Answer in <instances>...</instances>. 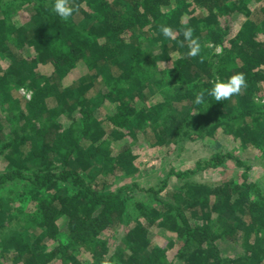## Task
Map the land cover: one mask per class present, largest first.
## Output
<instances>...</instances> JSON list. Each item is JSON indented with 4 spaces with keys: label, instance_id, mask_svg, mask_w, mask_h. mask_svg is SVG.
<instances>
[{
    "label": "trees",
    "instance_id": "obj_1",
    "mask_svg": "<svg viewBox=\"0 0 264 264\" xmlns=\"http://www.w3.org/2000/svg\"><path fill=\"white\" fill-rule=\"evenodd\" d=\"M69 4L65 21L52 0H0V264H264V192L234 155L264 152V0ZM238 72L246 89L193 103ZM21 87L32 90L22 106ZM207 139L206 160L169 174L232 160L238 179L178 196L166 178L104 190L136 176L140 143L174 152Z\"/></svg>",
    "mask_w": 264,
    "mask_h": 264
},
{
    "label": "rangeland",
    "instance_id": "obj_2",
    "mask_svg": "<svg viewBox=\"0 0 264 264\" xmlns=\"http://www.w3.org/2000/svg\"><path fill=\"white\" fill-rule=\"evenodd\" d=\"M242 20L243 17H241L240 22ZM213 49L216 53L219 52V48ZM138 68L137 73L138 75H141L142 71L145 70V67L141 65ZM79 69L81 74H84L83 68L79 67ZM61 83L63 86H67L70 81L65 78ZM20 89L26 91L30 96H32V90L21 87L18 88V91H11V97L18 99L22 106L24 101L28 99L20 94ZM223 136V140L228 138L225 135ZM210 139H207L208 141L206 142L196 143L183 141L185 142L183 143L184 145L179 146L174 152L167 151L165 147L159 149L146 147L142 149L140 147L142 144L140 143L138 149L135 151L136 158L133 161L134 166L137 168L136 176L133 178H117L112 180L111 186L104 190L113 191L121 185L130 186L132 183L138 188L144 190L150 187L157 189L161 185V181L166 178L168 186L165 192H170L174 189L178 196L184 192L183 188L180 189V187L188 182H194L196 184H216L225 180L238 179L241 169L237 168L232 160H225L221 166L197 172L185 179H177L173 174H169L170 171L176 173L192 170L196 161L206 160L211 155L212 148L210 145L208 146V143H211ZM234 155L250 166V170L248 171L249 180L259 186L264 192V152H262L259 147H254L247 148L240 152H234ZM139 196L144 199L143 195H137L136 198ZM143 202L145 201L143 200Z\"/></svg>",
    "mask_w": 264,
    "mask_h": 264
},
{
    "label": "clouds",
    "instance_id": "obj_3",
    "mask_svg": "<svg viewBox=\"0 0 264 264\" xmlns=\"http://www.w3.org/2000/svg\"><path fill=\"white\" fill-rule=\"evenodd\" d=\"M51 11L62 20H69L76 9L69 4V0H52ZM159 32L162 36L172 38L173 33L170 27L166 25L159 26ZM182 36L188 43V56H197L200 53V44L193 36V29L191 27H184L182 29ZM245 77L242 73H235L225 79H217L212 83L208 89H201L194 95L193 103L195 105H202L208 103V97H211L217 102L227 100L234 94L246 89ZM103 264H110L104 261Z\"/></svg>",
    "mask_w": 264,
    "mask_h": 264
},
{
    "label": "built area",
    "instance_id": "obj_4",
    "mask_svg": "<svg viewBox=\"0 0 264 264\" xmlns=\"http://www.w3.org/2000/svg\"><path fill=\"white\" fill-rule=\"evenodd\" d=\"M19 92H20V94H21L22 96H25L26 99H29V98H30V95L27 94V92L24 91L23 89H20Z\"/></svg>",
    "mask_w": 264,
    "mask_h": 264
}]
</instances>
